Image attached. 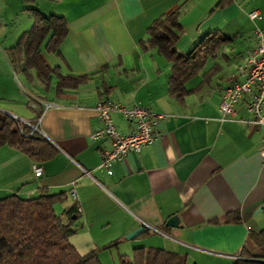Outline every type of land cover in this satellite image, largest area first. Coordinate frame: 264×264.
I'll use <instances>...</instances> for the list:
<instances>
[{"label":"crops","instance_id":"1","mask_svg":"<svg viewBox=\"0 0 264 264\" xmlns=\"http://www.w3.org/2000/svg\"><path fill=\"white\" fill-rule=\"evenodd\" d=\"M218 1L0 0V111L35 124L56 149L38 163L41 173L34 176V162L0 146V198L64 192L57 214L63 217L72 204L80 208L69 242L85 254L119 240L105 249L112 264L138 246L184 255L186 264H232L240 257L248 231L264 232L261 131L244 122L249 113L242 107L233 119H219L218 103L220 91L243 78L239 66L254 43V28L264 25V0H225L214 7ZM30 8L59 15L66 24L59 55L41 53L46 64L61 74L88 76L86 82L54 93L52 80L45 92L36 79L26 81L9 65L3 51L29 28ZM251 9L258 19H248ZM168 11L178 13L173 48L182 56L210 33L226 38L184 83L188 92L181 102L167 93L170 63L155 48L139 44L150 22ZM100 99L161 115L152 126L153 141L115 161L110 174L99 166L106 141L89 136L100 126L93 110ZM112 121L118 131H127L118 114ZM230 212L239 220L221 222ZM172 215L178 226L165 225ZM138 226L144 230L124 239Z\"/></svg>","mask_w":264,"mask_h":264},{"label":"trees","instance_id":"2","mask_svg":"<svg viewBox=\"0 0 264 264\" xmlns=\"http://www.w3.org/2000/svg\"><path fill=\"white\" fill-rule=\"evenodd\" d=\"M226 1L219 0L214 7ZM31 24L16 43L4 52L9 65L17 68L28 82L36 79L44 91L53 80L54 93L74 89L86 82L88 76L61 74L57 67H49L42 51L59 55L58 46L66 36L64 19L55 14L44 15L30 8ZM176 11L165 12L146 27L147 37L139 41L155 48L170 63L167 93L181 102L187 90L184 83L203 66L205 57L213 53L226 38L218 32L210 33L194 48L182 56L173 48L179 25ZM5 145L21 152L30 161L41 163L50 159L56 149L38 132L31 131L20 120L0 111V146ZM66 199L64 192L47 193L40 190L32 197L16 193L0 198V264H100L96 250L116 247L119 240L110 241L95 250L79 254L69 242L78 218L76 204L63 210L59 216L55 206ZM239 220L236 212L226 213L220 221L234 223ZM218 222L217 220L213 221ZM239 259L232 264H264V232L248 231L239 250ZM118 264H186L184 255L158 247L138 246L130 256H118Z\"/></svg>","mask_w":264,"mask_h":264},{"label":"built area","instance_id":"3","mask_svg":"<svg viewBox=\"0 0 264 264\" xmlns=\"http://www.w3.org/2000/svg\"><path fill=\"white\" fill-rule=\"evenodd\" d=\"M249 20L258 19L259 13L251 9L247 13ZM253 45L246 51L239 69L244 70L243 78L231 86L220 91L218 110L219 119H233L237 108L242 107L249 118L244 122L261 131V148L259 155L264 166V25L255 27L253 30ZM93 110L97 116L100 126L90 133L92 139L106 141L107 147L100 151L99 166L107 174L111 173L112 164L122 159L128 152L138 153L142 147L149 145L155 133L153 124L161 115L153 113L138 104L125 106L111 99L98 100ZM118 114L128 123L127 131H118L112 121V114ZM39 119H37L38 121ZM30 127L31 131H37L36 125L23 122ZM34 176H39L41 166L38 163L31 164ZM70 197L74 200V191L69 190ZM77 211L80 210L76 205ZM240 257H235L239 259Z\"/></svg>","mask_w":264,"mask_h":264},{"label":"water","instance_id":"4","mask_svg":"<svg viewBox=\"0 0 264 264\" xmlns=\"http://www.w3.org/2000/svg\"><path fill=\"white\" fill-rule=\"evenodd\" d=\"M165 225L172 226V227L178 226L176 215H172V216L168 217L167 220L165 221ZM143 230L144 229L142 226H138L135 229L128 232L127 234H125L124 239H129V238L135 236L137 233H139L140 231H143Z\"/></svg>","mask_w":264,"mask_h":264},{"label":"rangeland","instance_id":"5","mask_svg":"<svg viewBox=\"0 0 264 264\" xmlns=\"http://www.w3.org/2000/svg\"><path fill=\"white\" fill-rule=\"evenodd\" d=\"M16 76H17L18 80L22 83V85H25V82L21 78L18 71H16ZM33 83H37L36 80H34ZM150 235H152V234H150ZM114 248H115L114 246L111 247V249H114ZM111 251H113V250H111ZM98 253H100L99 255H100V258L102 259V261H101L102 264H112V261L108 258V253H110V251L100 250ZM117 262H118V258H116V264H118Z\"/></svg>","mask_w":264,"mask_h":264}]
</instances>
